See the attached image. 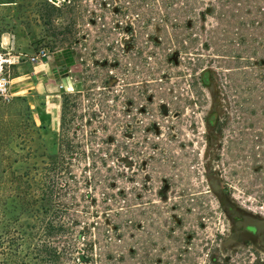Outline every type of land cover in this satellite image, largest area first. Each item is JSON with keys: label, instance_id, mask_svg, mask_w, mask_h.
<instances>
[{"label": "trees", "instance_id": "trees-1", "mask_svg": "<svg viewBox=\"0 0 264 264\" xmlns=\"http://www.w3.org/2000/svg\"><path fill=\"white\" fill-rule=\"evenodd\" d=\"M150 1L131 4L141 24L138 28L130 25L125 38L107 41L111 29L98 26L93 38V62H81L79 87L62 98L58 152L44 166L39 200L31 198L34 221L16 225L12 233L1 236L0 264H198L187 250V230L183 229L187 207L173 203L169 209L156 205L151 198L156 195L161 199L165 186L173 183L172 177L165 174L158 193H154L157 175L182 165L174 158L169 142L174 139L171 123L164 125L168 141L151 138L159 125L153 119L155 113L163 119L181 111L166 69L173 62V54H162L158 49L165 51V46L174 41L181 44L179 51L185 46L176 28L170 33L156 26L162 35H156V29L148 31L153 14L160 15ZM231 2L221 1L226 5ZM165 3L161 0L162 5ZM263 3L238 1L240 7L217 16L221 26L205 30L225 52L223 57L234 64L218 76L202 67L189 83L191 94L196 96L197 85L206 88L216 78L224 80L216 91L217 95L221 93L223 103L214 104L213 98L212 110L200 117L211 136L225 127L230 109L231 113L237 112L234 121L238 123L230 133L232 137L264 135L243 130L249 128L244 115L257 100L263 115L260 122L264 124ZM62 7L74 9L83 19L78 0H69ZM159 20L167 26L169 15H160ZM187 38L195 40L191 35ZM86 40L82 38L83 46ZM200 94L204 99L203 92ZM157 97L163 104H155ZM123 167L134 177L131 187L120 185L121 178H126ZM97 188L101 189L100 201L104 204L101 214L96 194H90ZM182 207L183 215H165ZM81 213L91 214L92 220H81Z\"/></svg>", "mask_w": 264, "mask_h": 264}, {"label": "rangeland", "instance_id": "rangeland-1", "mask_svg": "<svg viewBox=\"0 0 264 264\" xmlns=\"http://www.w3.org/2000/svg\"><path fill=\"white\" fill-rule=\"evenodd\" d=\"M78 1L83 8V19L74 9L62 7L69 0H0V36L12 34L18 49L29 55L43 49L48 58L46 63H23L15 67L10 85L12 96L0 102V238L12 233L16 225L34 221L31 198L39 200L44 166L58 152L62 98L79 87L81 62L88 65L93 62V38L98 26L111 29L107 39L111 41L125 38L130 25L138 28L141 24V17H137L131 6L137 0ZM163 1L164 5L161 0L150 3L154 4L155 12L169 15L168 25L162 26L160 15L153 14L148 31H154L157 26L173 33L176 28L185 46L179 51L181 44L174 41L165 46V51L158 49L162 54H173V62L166 69L181 111L171 112L163 119L155 113L153 119L159 125L151 138L168 141L164 125L171 123L174 139L169 142L174 158L182 165L157 175L154 193H158L165 174L172 177L173 183L165 186L161 199L156 195L151 198L156 205L169 209L173 203L187 207L183 229L187 230V250L196 263L264 264V135L232 137L230 133L237 129L238 123L234 121L237 112L231 113L230 109L225 127L211 136L200 117L212 110L213 98L214 104L223 103L221 93L217 95L216 91L224 80L216 78L206 88L197 85L196 96L189 88L202 67L211 69L217 76L227 67H233V60L223 57L225 52L220 51L216 40L209 38L205 30L221 26L217 16L240 7L237 2L245 0H232L230 5L221 3L222 0ZM94 13L97 25L93 21ZM155 33L162 35L163 31L156 29ZM187 35L195 40H189ZM84 37L88 39L85 46ZM199 56L201 62L197 60ZM155 104L163 101L157 97ZM248 109L244 116L249 128L243 130L264 134L258 100ZM147 151L152 153L150 149ZM108 163L116 167L110 160ZM73 170L79 173L76 167ZM125 170L123 167L126 178H121L120 185L131 187L134 177ZM100 191L90 190V194H96L99 214L104 211ZM183 211L182 207L181 211L173 209L165 215L170 212L183 215ZM80 219L90 222L91 214L81 213Z\"/></svg>", "mask_w": 264, "mask_h": 264}, {"label": "built area", "instance_id": "built-area-1", "mask_svg": "<svg viewBox=\"0 0 264 264\" xmlns=\"http://www.w3.org/2000/svg\"><path fill=\"white\" fill-rule=\"evenodd\" d=\"M43 57H46L43 49L29 55L18 49L14 35L0 36V102L8 101L12 96L10 85L15 67L42 62Z\"/></svg>", "mask_w": 264, "mask_h": 264}, {"label": "crops", "instance_id": "crops-1", "mask_svg": "<svg viewBox=\"0 0 264 264\" xmlns=\"http://www.w3.org/2000/svg\"><path fill=\"white\" fill-rule=\"evenodd\" d=\"M48 61V58H46V60L45 61H42L43 63H46Z\"/></svg>", "mask_w": 264, "mask_h": 264}, {"label": "water", "instance_id": "water-1", "mask_svg": "<svg viewBox=\"0 0 264 264\" xmlns=\"http://www.w3.org/2000/svg\"><path fill=\"white\" fill-rule=\"evenodd\" d=\"M46 58H47V57H43V58H42V61H45V60H46Z\"/></svg>", "mask_w": 264, "mask_h": 264}]
</instances>
